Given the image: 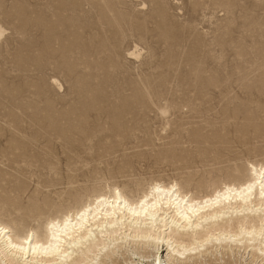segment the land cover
Masks as SVG:
<instances>
[{
	"label": "rangeland",
	"instance_id": "374dc122",
	"mask_svg": "<svg viewBox=\"0 0 264 264\" xmlns=\"http://www.w3.org/2000/svg\"><path fill=\"white\" fill-rule=\"evenodd\" d=\"M0 29L14 229L43 232L116 187L211 194L264 163V0H0Z\"/></svg>",
	"mask_w": 264,
	"mask_h": 264
},
{
	"label": "bare ground",
	"instance_id": "6f19581e",
	"mask_svg": "<svg viewBox=\"0 0 264 264\" xmlns=\"http://www.w3.org/2000/svg\"><path fill=\"white\" fill-rule=\"evenodd\" d=\"M248 170L203 196L176 182H154L137 199L116 187L49 218L43 232L0 219V263L107 264L125 250L124 264H241L246 255L264 264V163Z\"/></svg>",
	"mask_w": 264,
	"mask_h": 264
}]
</instances>
